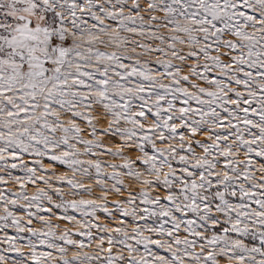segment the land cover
<instances>
[{
    "label": "snow or ice",
    "instance_id": "6c2138e0",
    "mask_svg": "<svg viewBox=\"0 0 264 264\" xmlns=\"http://www.w3.org/2000/svg\"><path fill=\"white\" fill-rule=\"evenodd\" d=\"M0 264H264V0H0Z\"/></svg>",
    "mask_w": 264,
    "mask_h": 264
},
{
    "label": "rangeland",
    "instance_id": "374dc122",
    "mask_svg": "<svg viewBox=\"0 0 264 264\" xmlns=\"http://www.w3.org/2000/svg\"><path fill=\"white\" fill-rule=\"evenodd\" d=\"M10 234H12L11 231H10ZM9 255H13L14 256L15 254L13 253V254H9Z\"/></svg>",
    "mask_w": 264,
    "mask_h": 264
}]
</instances>
